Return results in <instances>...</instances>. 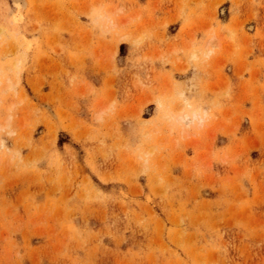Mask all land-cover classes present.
Returning a JSON list of instances; mask_svg holds the SVG:
<instances>
[{"label": "rangeland", "instance_id": "obj_1", "mask_svg": "<svg viewBox=\"0 0 264 264\" xmlns=\"http://www.w3.org/2000/svg\"><path fill=\"white\" fill-rule=\"evenodd\" d=\"M20 1L0 264H264V0Z\"/></svg>", "mask_w": 264, "mask_h": 264}, {"label": "bare ground", "instance_id": "obj_2", "mask_svg": "<svg viewBox=\"0 0 264 264\" xmlns=\"http://www.w3.org/2000/svg\"><path fill=\"white\" fill-rule=\"evenodd\" d=\"M18 1V0H17ZM20 1V0H19ZM21 2H23V0L22 1H20L19 3H21ZM17 4V3H16ZM24 5V4H23ZM112 22V21H111ZM216 36V35H215ZM126 37H127V35H126ZM210 38H212V37H210ZM210 38L208 39V40H210ZM213 39V38H212ZM207 40V41H208ZM214 40V39H213ZM214 42V41H213ZM212 42V43H213ZM215 42H217V41H215ZM209 45H211L210 46V48L213 46L212 44H209ZM208 46V45H207ZM216 46V45H215ZM210 48H207L206 49V51H210L211 52V49ZM204 49H205V47H204ZM196 54V53H195ZM6 81H8V79H6ZM11 81V80H10ZM17 81V80H16ZM14 83V82H13ZM16 83V82H15ZM7 85H5V87L7 86V87H12V82L10 83V85H9V81H8V83H6ZM14 85V84H13ZM4 86V85H3ZM4 87V88H5ZM5 89H7V88H5ZM4 89V90H5ZM3 91V90H2ZM1 100V99H0ZM1 102V101H0ZM181 107V106H180ZM179 107V108H180ZM186 107H187V105H186ZM188 108V107H187ZM180 110V109H179ZM176 111V110H175ZM178 111V110H177ZM189 111V110H188ZM204 112V111H203ZM179 113V112H178ZM202 115H203V113H202ZM200 113H199V111L197 110V109H192L191 111H189V113H184V114H182V115H179L178 117H177V120H180L181 121V124H182V122L184 123V124H186V125H188V124H190V123H197L198 124V126H200V124L203 122V120H204V118H203V116H202ZM206 114H204V116H205ZM175 119V118H174ZM8 119H4V121H7ZM176 120V119H175ZM8 122V121H7ZM6 122V123H7ZM6 123H4L3 122V124H0V129H2V127H4L5 125H6ZM8 125V124H7ZM6 127V126H5ZM7 128V127H6ZM148 150V152L147 153H150L151 152V150H149V149H147ZM153 150V149H152ZM146 153V154H147ZM147 156V155H146ZM144 164V163H143ZM142 164V165H143ZM144 166V165H143Z\"/></svg>", "mask_w": 264, "mask_h": 264}]
</instances>
